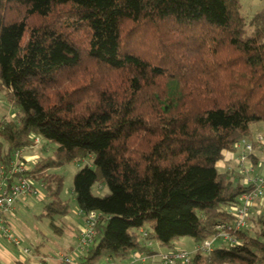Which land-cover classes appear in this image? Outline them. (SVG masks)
<instances>
[{
    "label": "trees",
    "instance_id": "trees-1",
    "mask_svg": "<svg viewBox=\"0 0 264 264\" xmlns=\"http://www.w3.org/2000/svg\"><path fill=\"white\" fill-rule=\"evenodd\" d=\"M0 91L15 109L0 163L35 135L56 143L26 170L55 229L71 209L59 167L92 159L72 184L99 212L84 264L201 242L248 188L218 164L264 122V5L247 22L240 0H0ZM237 234L176 264H264V209Z\"/></svg>",
    "mask_w": 264,
    "mask_h": 264
},
{
    "label": "built area",
    "instance_id": "built-area-1",
    "mask_svg": "<svg viewBox=\"0 0 264 264\" xmlns=\"http://www.w3.org/2000/svg\"><path fill=\"white\" fill-rule=\"evenodd\" d=\"M40 142V136L33 137L31 146ZM239 154L234 156L236 165V175L242 183L247 186L235 202L227 206V211L232 217V225L221 222L217 224L216 231L212 237H208L201 242H197L193 250L184 248H171L160 254L165 264H176L178 261L188 263L192 254L201 250L209 254L214 248V242L221 240L225 244H239L242 238L237 232L248 225L249 216L252 212H260L264 209V157L254 160L255 150L264 152V130H258L254 138L242 139L234 145ZM22 150H17L14 159L9 165L0 163V236H4L19 244L20 238L13 231L7 220V215L12 213L15 204L20 199L27 197H43V184L26 174L29 165L20 158ZM231 169V167H227ZM86 215V224L80 233V248L89 249L94 240L95 226L99 217V212L91 210ZM143 235H147V230L142 229ZM61 264H74L73 256L65 253L61 256Z\"/></svg>",
    "mask_w": 264,
    "mask_h": 264
},
{
    "label": "crops",
    "instance_id": "crops-1",
    "mask_svg": "<svg viewBox=\"0 0 264 264\" xmlns=\"http://www.w3.org/2000/svg\"><path fill=\"white\" fill-rule=\"evenodd\" d=\"M258 130H264V123H257L254 126V134ZM24 150L21 152L23 160L29 165V160L38 159L42 154L32 156H24ZM239 150H234L228 153L227 167H231L235 171L236 165L234 156L239 154ZM264 152L260 149L255 150L254 160L262 159ZM236 173V172H235ZM33 199V201H32ZM43 197H27L16 202L14 211L7 215V220L10 228L15 231L20 238V243L16 244L12 240L0 236V264H61V256L69 253L73 256L74 264H84L85 255L88 249L80 248V233L86 224V215L81 211L79 206L75 205L73 216L66 217L65 225L55 229L49 220H43L39 211L35 216H41L40 222L35 223V219L27 217V208H34L35 203L41 202ZM72 208V207H71ZM37 209V207H36ZM39 209V208H38ZM34 224V225H33ZM26 225V226H25ZM196 241L191 238H181L174 242L173 248H184L193 250ZM149 250H139L138 252L130 253L126 256H100L95 264H165L160 254L170 248L161 245L158 242L150 244Z\"/></svg>",
    "mask_w": 264,
    "mask_h": 264
},
{
    "label": "rangeland",
    "instance_id": "rangeland-1",
    "mask_svg": "<svg viewBox=\"0 0 264 264\" xmlns=\"http://www.w3.org/2000/svg\"><path fill=\"white\" fill-rule=\"evenodd\" d=\"M241 1V7H242V12L246 17L247 22L250 20V18L252 17V15L255 13V11L260 7L264 5V0H240ZM15 115V109L14 107L6 100L5 96H4V92L0 91V116L2 117H6V118H13ZM264 123V122H261ZM255 125H253L254 127ZM0 139H2L0 137ZM51 145V146H55L56 143L52 142V143H48L46 142V140H44L42 137H40V142L36 143L33 146H29L27 148L24 149L23 155L24 156H32V158L36 155H40L43 153H49L51 151V147L48 146V148L46 149V151L42 150L43 145ZM40 158V157H39ZM37 161V159H36ZM35 161V162H36ZM34 163V159L29 160V166L32 165ZM85 163H89L90 165L92 164V159L90 157L87 158H83L82 160H72L69 162L64 163L63 165H61L59 167V172L62 173L64 175V188L61 192V197L64 199H70L71 201V209L69 211L68 214L65 215H56L55 219H56V223L59 224L60 226H64L65 225V219L66 217L69 216H73L74 214V207L75 205L77 206V203L74 200L73 197V193H72V184H73V176L75 174V172L81 168ZM227 163L226 162H221L218 164V168L220 170H224L226 167ZM239 177V176H238ZM93 191L96 194H103L105 191H107V188L104 186H100L99 184H94L93 185ZM33 201V199H32ZM46 200H43L41 202H37L34 205V208H27V217L30 219H37L38 222H40L41 216L43 218V220L48 219L49 217L46 215H41V216H35L34 212L37 214L39 211L44 212V202ZM37 207V209H36ZM39 208V209H38ZM39 210V211H37ZM69 215V216H68ZM35 219V223L37 222V220ZM50 220V219H49ZM34 225V224H33ZM253 227H255L254 224H252ZM26 226V225H25ZM145 228L147 229H151V225L150 224H145ZM191 238L189 236H182L178 239L181 238ZM214 245H218V242H216Z\"/></svg>",
    "mask_w": 264,
    "mask_h": 264
}]
</instances>
